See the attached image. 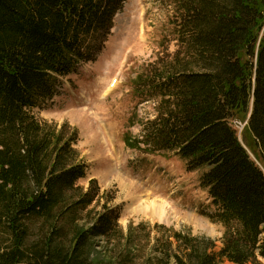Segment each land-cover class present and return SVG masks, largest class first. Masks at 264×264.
I'll list each match as a JSON object with an SVG mask.
<instances>
[{
    "label": "trees",
    "instance_id": "16d2710c",
    "mask_svg": "<svg viewBox=\"0 0 264 264\" xmlns=\"http://www.w3.org/2000/svg\"><path fill=\"white\" fill-rule=\"evenodd\" d=\"M123 1L0 0V264H260L264 0H162L177 49L134 82L136 98L157 105L123 139L203 170L224 229L217 252L213 239L163 225L154 239L143 224L124 232L117 210L96 203V181L79 184L77 130L32 113L85 61L91 37L105 41Z\"/></svg>",
    "mask_w": 264,
    "mask_h": 264
},
{
    "label": "rangeland",
    "instance_id": "374dc122",
    "mask_svg": "<svg viewBox=\"0 0 264 264\" xmlns=\"http://www.w3.org/2000/svg\"><path fill=\"white\" fill-rule=\"evenodd\" d=\"M171 18L162 0H124L105 41L91 37L83 50L85 61L69 76L58 78L55 95L32 113L77 130L76 150L86 174L79 184L87 189L96 181V203L117 210L124 232L143 224L154 239L162 231L156 227L163 225L213 239L217 252L224 229L216 220L218 209L200 186L203 170L187 171L173 153L147 154L128 149L123 141L126 134L139 135L141 121L154 114L156 101L137 99L134 82L176 52ZM115 75L118 81L112 87ZM143 202L164 204L166 216L160 219L144 211Z\"/></svg>",
    "mask_w": 264,
    "mask_h": 264
},
{
    "label": "bare ground",
    "instance_id": "6f19581e",
    "mask_svg": "<svg viewBox=\"0 0 264 264\" xmlns=\"http://www.w3.org/2000/svg\"><path fill=\"white\" fill-rule=\"evenodd\" d=\"M116 78V76H114L110 81H113ZM118 81V80H116ZM151 192H155L154 190L149 189ZM154 194V193H153ZM143 210L146 211L149 210L150 212H153L154 215L158 216L160 219H162L163 217H165V208L164 204L160 203V202H143L142 204ZM169 212V211H168ZM167 213V211H166ZM169 218V217H168ZM167 219V218H166Z\"/></svg>",
    "mask_w": 264,
    "mask_h": 264
},
{
    "label": "built area",
    "instance_id": "2783aa9c",
    "mask_svg": "<svg viewBox=\"0 0 264 264\" xmlns=\"http://www.w3.org/2000/svg\"><path fill=\"white\" fill-rule=\"evenodd\" d=\"M241 127V125L240 124H237V128H240Z\"/></svg>",
    "mask_w": 264,
    "mask_h": 264
}]
</instances>
